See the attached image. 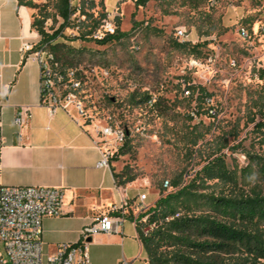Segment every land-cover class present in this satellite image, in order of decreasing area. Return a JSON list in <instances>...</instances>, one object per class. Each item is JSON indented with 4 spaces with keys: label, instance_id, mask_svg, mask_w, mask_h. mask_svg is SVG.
<instances>
[{
    "label": "rangeland",
    "instance_id": "374dc122",
    "mask_svg": "<svg viewBox=\"0 0 264 264\" xmlns=\"http://www.w3.org/2000/svg\"><path fill=\"white\" fill-rule=\"evenodd\" d=\"M32 2L35 6L27 8L33 15L47 12L44 26L51 32L60 22L53 15L56 0ZM73 2L78 10L53 42L72 68L81 71L74 94L84 113L97 126L128 131L124 153H115L110 164L115 172L134 174L121 185L134 194L131 214L138 212V194H146L148 208L152 199L178 188L170 185L172 180H179V186L188 183L214 152L239 178L245 173L264 186L254 163L255 156L264 158V128L256 126L264 121V33L253 31L264 24V0H148L143 5L93 0L92 6L90 0ZM239 26L249 29V38L238 35ZM103 28L126 34L98 45L95 37ZM176 29L185 31L189 46L201 44L197 53L174 46V40L182 42L175 37ZM191 58H196L195 66ZM187 84L194 86L193 96L199 87L209 93L208 104H196L185 95ZM134 92H146L151 100L134 104ZM193 107L198 113L189 119ZM220 188L212 181L199 184L192 195L183 196L185 206L195 212L207 209L205 195Z\"/></svg>",
    "mask_w": 264,
    "mask_h": 264
},
{
    "label": "crops",
    "instance_id": "0c3cea01",
    "mask_svg": "<svg viewBox=\"0 0 264 264\" xmlns=\"http://www.w3.org/2000/svg\"><path fill=\"white\" fill-rule=\"evenodd\" d=\"M37 40L30 10L17 0H0V186L62 190L61 214L42 219L45 257L58 244L77 242L96 215L123 199L130 203L134 194L116 185L110 166H96L98 138L92 125L81 124L73 106L50 113L40 102L39 66L20 52L24 41ZM21 107L28 116L18 125L14 116ZM88 241V264H142L146 258L130 217L119 232H100Z\"/></svg>",
    "mask_w": 264,
    "mask_h": 264
},
{
    "label": "trees",
    "instance_id": "16d2710c",
    "mask_svg": "<svg viewBox=\"0 0 264 264\" xmlns=\"http://www.w3.org/2000/svg\"><path fill=\"white\" fill-rule=\"evenodd\" d=\"M148 0H135L136 5H143ZM19 5L34 7L32 0H17ZM91 6L94 5L90 0ZM54 17L60 19L58 26L48 32L44 23L49 17L47 12L32 16L31 27L37 32L40 44H46L56 59L64 67L72 68L70 60L59 44L55 41L63 36L62 31L70 25L71 16L78 10L77 6L69 4V0H56ZM104 13L101 17H104ZM55 21V18H53ZM93 28H97L99 22ZM126 33L114 30L105 33L101 38H95V43L104 45L117 41ZM174 46L180 49L190 48L197 53L201 44L188 45L187 42L174 40ZM81 77V71L76 70V78ZM191 100L202 103L203 95H209L199 87L196 97ZM137 96V97H136ZM134 104L149 102L151 96L132 93ZM198 113V111H197ZM90 118H88L89 120ZM192 119V115L189 116ZM258 129L264 128V121L256 123ZM124 129V140L113 153H124L127 146L128 131ZM116 185L121 186L134 179V174L124 169L115 172L110 162ZM254 157V156H253ZM257 171L264 177V158L255 156ZM249 168V164H248ZM245 171L241 169V172ZM221 184L218 193L205 195L207 209L195 212L185 206L183 196L192 195V191L200 185ZM179 180H172L171 186L176 190L157 197L153 203L138 218L146 216L145 222H137L138 237L146 254V264H264V186L259 180H249L247 174L241 173L240 178L234 168H229L221 154L212 153L205 163L194 173L188 183L179 186ZM133 214L129 212V217ZM147 232L142 227L151 225Z\"/></svg>",
    "mask_w": 264,
    "mask_h": 264
},
{
    "label": "built area",
    "instance_id": "2783aa9c",
    "mask_svg": "<svg viewBox=\"0 0 264 264\" xmlns=\"http://www.w3.org/2000/svg\"><path fill=\"white\" fill-rule=\"evenodd\" d=\"M69 0V4L77 6ZM78 7V6H77ZM264 33V24L256 30ZM113 30L103 28V32H97L95 38H101L105 33H112ZM238 35L242 39L250 36V31L245 26H239ZM175 37L186 40L184 30L176 29ZM20 52L29 53L39 66V95L40 102L49 109L50 113L58 108L67 109L73 106L80 118L82 125H92L95 132V143L100 148V157L96 166L104 168L109 166V159L117 150V147L124 140V129L120 126L102 125L88 120L79 102L75 101V91L80 85L76 78V69L64 67L56 59L54 52L46 46L36 42L24 41ZM190 65L197 64L196 58L189 60ZM231 65L235 66V60H231ZM259 78V74H255ZM183 87L185 95H190L192 90ZM198 94V91L196 95ZM196 95L194 97H196ZM202 103L208 104L209 97L204 95ZM1 102V95H0ZM208 112L214 115L213 108H208ZM190 114L195 117L197 109L193 107ZM24 116H28V110L24 107L18 108L14 116L15 124H22ZM165 181L164 185H167ZM63 192L60 188L47 186H0V264H88L87 244L88 240L97 233L119 232L122 223L129 217V203L127 199L121 200L118 204H113L106 212L96 215L92 222L81 230L79 240L75 243L58 244L54 253L42 255L40 240L42 219L45 216H56L61 214V202ZM146 194L140 193L137 196L138 212L130 218L137 222H145L146 216L138 218L140 212L145 211ZM151 225L142 227L143 232H147ZM120 264H128L120 262ZM146 264V258L142 261Z\"/></svg>",
    "mask_w": 264,
    "mask_h": 264
}]
</instances>
